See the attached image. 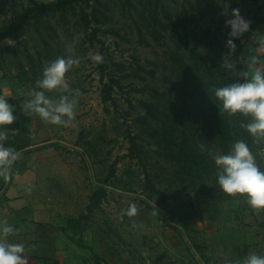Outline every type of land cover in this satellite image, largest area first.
Here are the masks:
<instances>
[{"label": "rangeland", "instance_id": "obj_1", "mask_svg": "<svg viewBox=\"0 0 264 264\" xmlns=\"http://www.w3.org/2000/svg\"><path fill=\"white\" fill-rule=\"evenodd\" d=\"M34 1L56 0H0V31L13 28ZM242 3L80 0L67 20L58 14L30 19L0 39V67L22 96L35 87L46 63L68 55L80 60L66 74L70 88L82 93L74 125L46 124L36 116L40 142L28 158L45 215L65 233L80 264L233 262V247L213 235L220 230V218H213L222 210L230 212L239 249L264 256V212L256 214L243 197L220 191L209 154H227L243 139L264 170V144L239 127L245 117L222 110L213 91L237 82V72L246 70L241 56L258 51L254 31L232 38L234 53L227 47L232 10L239 9L244 19L250 10ZM155 9L162 21L153 33ZM90 53L103 62H93ZM224 62L236 69H225ZM47 95L55 99L59 93ZM131 134L138 143L133 154ZM168 142L177 152L172 157L164 148ZM148 175L160 190L153 200L143 190ZM102 180L108 196L89 211ZM130 203L138 206V215L121 218ZM187 215L192 240L179 224Z\"/></svg>", "mask_w": 264, "mask_h": 264}, {"label": "clouds", "instance_id": "obj_2", "mask_svg": "<svg viewBox=\"0 0 264 264\" xmlns=\"http://www.w3.org/2000/svg\"><path fill=\"white\" fill-rule=\"evenodd\" d=\"M232 19L226 21L231 28L227 47L232 53L236 45L232 38H239L249 31L250 21H246L239 9L232 10ZM259 50L250 53L246 58L241 56L245 65L244 71L237 72V82L214 89L216 99L221 103L222 110L228 116L241 115L246 118L239 127L245 130L255 143L264 144V36L258 41ZM95 63H102L100 54H89ZM79 58L72 55L59 56L45 64L41 78L35 82V87L27 92L21 110L26 116H38L44 123L69 128L74 125L79 97V89L70 88L66 74L79 66ZM225 69L233 70L235 64L224 62ZM242 80V82H240ZM59 93L58 98H51L47 93ZM12 96L7 89L0 90V128L15 123L14 106L8 103ZM7 134L0 131V179L5 183L12 180V167L21 159V153L12 147H6ZM30 138H35L30 134ZM201 152L206 151L205 144L198 145ZM216 166V178L220 191L228 197H243L246 205L256 214L264 212V170L257 163V155L249 144L236 140L227 154L209 153ZM260 158L264 160V148L260 149ZM27 191H31L29 187ZM138 206L130 203L122 210L121 218L137 216ZM157 214V212L155 211ZM135 228V223L132 224ZM20 229L14 227L6 219L0 222V264H28L24 255L23 243L10 242L9 237L17 235ZM226 264H233L231 260ZM236 264H241L237 261ZM242 264H264V256L250 252L242 259Z\"/></svg>", "mask_w": 264, "mask_h": 264}, {"label": "crops", "instance_id": "obj_3", "mask_svg": "<svg viewBox=\"0 0 264 264\" xmlns=\"http://www.w3.org/2000/svg\"><path fill=\"white\" fill-rule=\"evenodd\" d=\"M242 4L250 8L249 11L246 9L248 15L245 20L251 22L247 32H259V34H255L257 37L255 44L259 50L258 41L261 36H264V0H243ZM251 11L253 14L250 13ZM4 89L10 91L14 97L22 96L18 93L17 87L10 83L7 74L0 67V90ZM19 112L22 120L20 128H0V131L6 132L8 137L4 142L5 146L12 147L21 153V159L12 167V180L5 183L0 179V222L6 219L14 227L20 229L17 235L10 236L8 239L10 242L25 245L24 255L28 264H80L74 259V254L71 252L68 243L69 240L65 239V233L55 229L53 227L54 222L46 217L44 204L36 191L37 178L28 158L34 146L40 142L38 139L39 119L36 116L24 115L21 109ZM30 134H34L35 138H30ZM24 145L25 147L17 149L18 146ZM29 187L31 188L30 192L27 191ZM229 213L227 210H222L218 216H214L213 220L220 218L218 220L220 230L213 235H216L214 237H218L225 246L233 247L231 255L234 264L237 261L242 264V259L253 250L245 252L239 249L238 240L240 241V239L235 235L236 233H234L229 222ZM189 217L187 215L185 218L188 224ZM66 238L68 239L67 236ZM255 252L253 251V253Z\"/></svg>", "mask_w": 264, "mask_h": 264}, {"label": "trees", "instance_id": "obj_4", "mask_svg": "<svg viewBox=\"0 0 264 264\" xmlns=\"http://www.w3.org/2000/svg\"><path fill=\"white\" fill-rule=\"evenodd\" d=\"M80 0H56L53 2H39V1H34L32 5L26 6L24 9V13L17 19L16 24L13 26V28L9 30H4L0 31V39L4 38L6 35L12 33L14 30H16L19 26L22 24L28 22L30 19H34L36 21H40L44 16L50 15V14H58L63 20H67L68 14L72 11H75L76 4ZM128 2H132V0H127ZM160 1V0H157ZM162 1V0H161ZM157 9V8H156ZM155 9V12L153 14V20L152 22V32L156 33L157 32V27L156 23L161 22L162 19L159 17L157 14V10ZM86 25L90 24V21L86 20L85 22ZM28 97L27 96H20V97H14V96H9L8 103L12 104L14 108V115L17 117L15 123H13L10 126H6L4 128L6 129H16L20 128L22 124L21 120V115L19 112V109H21V105L24 100H26ZM147 104V102H146ZM155 129V128H153ZM155 132L158 134L159 129H156ZM164 137H167V134H163ZM132 145L130 146L131 153L133 154L137 149H138V143L136 141L135 136L131 134L130 136ZM166 139V138H164ZM168 140V139H166ZM163 140H159V143L163 144ZM163 146V145H162ZM25 147L24 146H18L17 149H21ZM164 148L166 150V153L170 152V154H166L168 157H172L176 155V151L174 147L168 142L166 145H164ZM147 185L144 187V193L146 194V197L149 200H153L154 195L157 193H160L159 188L154 184L152 178L148 175L146 178ZM107 180H102L101 184L97 186L96 190L91 194L90 196V203L88 205V210L92 211L94 208L99 206L108 196L109 190L106 188ZM78 219H73L70 221V228L73 233L77 232L78 226H77ZM179 224L185 229L186 234L188 237L192 240V235L191 231L194 229L191 227L187 222L186 219L181 217L179 220ZM181 239L183 240V236H181ZM194 246L198 248L197 244L194 243Z\"/></svg>", "mask_w": 264, "mask_h": 264}]
</instances>
